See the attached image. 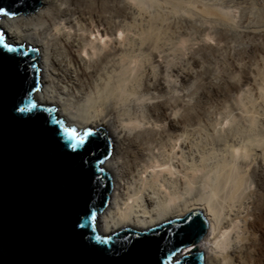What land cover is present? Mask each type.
<instances>
[{
  "label": "bare ground",
  "instance_id": "bare-ground-1",
  "mask_svg": "<svg viewBox=\"0 0 264 264\" xmlns=\"http://www.w3.org/2000/svg\"><path fill=\"white\" fill-rule=\"evenodd\" d=\"M39 1L0 27L38 53L34 103L110 139L96 231L199 211L205 233L171 264H264V0Z\"/></svg>",
  "mask_w": 264,
  "mask_h": 264
},
{
  "label": "water",
  "instance_id": "water-1",
  "mask_svg": "<svg viewBox=\"0 0 264 264\" xmlns=\"http://www.w3.org/2000/svg\"><path fill=\"white\" fill-rule=\"evenodd\" d=\"M41 7L39 0H0L10 16ZM4 40L15 51L0 47V264H171L178 249L201 239L207 223L199 211L144 232L96 231L112 187L98 167L110 139L90 130L86 146L73 150L56 109L31 98L40 84L37 51ZM175 264H202V253Z\"/></svg>",
  "mask_w": 264,
  "mask_h": 264
},
{
  "label": "snow or ice",
  "instance_id": "snow-or-ice-1",
  "mask_svg": "<svg viewBox=\"0 0 264 264\" xmlns=\"http://www.w3.org/2000/svg\"><path fill=\"white\" fill-rule=\"evenodd\" d=\"M9 12L0 8V16H9ZM0 47L6 49L8 52L15 51L4 40V35L0 34ZM23 111V109H19ZM63 135L71 142V147L75 150L77 147H84L89 142V137L93 135L90 130L78 131L75 127H65L63 129ZM179 250V249H178Z\"/></svg>",
  "mask_w": 264,
  "mask_h": 264
},
{
  "label": "rangeland",
  "instance_id": "rangeland-1",
  "mask_svg": "<svg viewBox=\"0 0 264 264\" xmlns=\"http://www.w3.org/2000/svg\"><path fill=\"white\" fill-rule=\"evenodd\" d=\"M231 12H232V11H231ZM231 12H230V13H231ZM235 16H236V17H235ZM231 17L234 18V19L236 20V18H237V14H236L235 12H232V13H231ZM46 107H47V106H46ZM217 118H218V119H217L216 123H217L219 120H221V116L218 115ZM228 124H229V123H227V124H226V123H223V124L218 125V127H221L222 125H224V127H227ZM263 158H264V157H263ZM192 254H193V253H192Z\"/></svg>",
  "mask_w": 264,
  "mask_h": 264
}]
</instances>
